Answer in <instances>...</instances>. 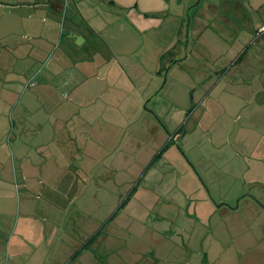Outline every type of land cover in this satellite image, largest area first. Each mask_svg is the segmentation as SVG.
<instances>
[{"label":"rangeland","instance_id":"374dc122","mask_svg":"<svg viewBox=\"0 0 264 264\" xmlns=\"http://www.w3.org/2000/svg\"><path fill=\"white\" fill-rule=\"evenodd\" d=\"M180 1L185 3L181 14L173 10L159 29L143 33L124 12L107 9L116 22L108 28L110 47L121 50L112 59L113 89L103 98L119 103L90 111L104 114L103 121L60 127L67 129L64 138L69 132L84 139L49 143L50 159L43 150L42 177L48 184L42 198L59 180L64 185L59 197L86 201L84 218L65 217L57 228L58 251L68 235L77 253L86 251L80 262L75 253L71 264H264V201L258 195H264V185L243 182L255 167L264 177L258 169L264 153L256 141L259 128L264 131V93L257 95L249 86L257 78L228 72L232 62L214 63L230 46L232 55L243 53L250 42L254 52H264V37L253 41L252 31L244 28L245 17L258 16L222 9L218 16L229 26L218 27L215 20L210 25L215 30L199 32L203 26L195 28V19L204 18L200 9L206 1L201 0L189 10L184 51L186 11L197 0ZM178 26L182 49L176 53ZM223 32L243 36L242 47L233 43L235 35L226 36L222 45L213 43ZM102 47V55L110 54V47ZM2 55L0 50L1 78L14 69V57L3 64ZM174 60L180 61L168 69L164 82L161 69ZM178 129L180 136L173 139ZM239 133L246 136L238 138L245 149L236 145ZM67 148L79 151L69 157ZM81 150L86 166L78 169Z\"/></svg>","mask_w":264,"mask_h":264},{"label":"crops","instance_id":"0c3cea01","mask_svg":"<svg viewBox=\"0 0 264 264\" xmlns=\"http://www.w3.org/2000/svg\"><path fill=\"white\" fill-rule=\"evenodd\" d=\"M182 8L185 3L180 0H0L3 64L14 57L13 71L7 69L4 76L9 80L0 77V264H71L75 253L79 262L85 256L86 251L76 252L77 246L68 234V239L61 240V253L58 251L55 237L60 222L68 216L84 218L86 201L68 195L59 197V186L64 189L59 180L51 184L48 197L42 198L48 184L42 177L43 150L49 152L44 158L50 159L54 154L49 143L59 142V138L74 143L84 139L82 134L71 136L69 132L64 138L67 129L60 127L69 123L85 126L86 119L87 123L103 121L104 114L90 111L113 109L116 108L113 104L119 103L118 99L104 102L103 98L113 89L112 59L121 50L110 47L113 35L108 28L116 22L107 9L124 12L137 32L143 33L159 29L171 11L181 14ZM202 8L200 15L204 18L195 19V28L203 26L199 32L206 28L215 30L210 26H215V20L218 27L226 29L228 21L218 15L222 9H228L243 15L255 13L256 20L243 19L244 28L252 31L253 41L264 37L258 35L264 26V0H206ZM177 18L182 27L181 16ZM180 35L181 29L172 52H181ZM216 35L219 38L213 41L216 45H222L226 36L234 35L233 43L243 45L240 43L243 36L238 37L236 32ZM129 42L130 39L126 40L123 46L128 47ZM102 44L106 49L110 47V54H101ZM250 44L237 55H232L233 46L228 47L221 58L215 57L214 63L221 67L230 61L228 72L243 71L248 79L257 78L249 86L258 95L264 93V52H254V44ZM180 131L175 132L173 139L180 136ZM256 135L257 147L264 153V131L259 128ZM239 137L246 136L238 134L237 146L241 144ZM245 147L243 141L238 146ZM76 151L71 149L66 155L73 157ZM232 151L236 157L240 156L234 148ZM80 153L78 169L86 166V153L84 150ZM258 162L262 173L264 160ZM247 168L251 169L249 165ZM254 170L249 180L243 177V182L264 185V177L257 175L256 167ZM74 185L73 182L66 187L71 190ZM258 195L264 201V195Z\"/></svg>","mask_w":264,"mask_h":264},{"label":"water","instance_id":"95a60500","mask_svg":"<svg viewBox=\"0 0 264 264\" xmlns=\"http://www.w3.org/2000/svg\"><path fill=\"white\" fill-rule=\"evenodd\" d=\"M200 1H201V0H197V2H196L194 5L190 6V7L187 9V11H186L185 42H184V45H183V49H184V51H186V47H187V43H188V30H189V25H190L189 10H190L192 7L196 6ZM185 57H186V54H185ZM185 57H184V58H185ZM184 58H183L182 60H184ZM178 61H180V60H174V61H172V62L170 63V65H168V66L165 68V70H164V74H163L164 82H165V80H166V74H167L168 69H169L173 64H175V63L178 62ZM163 84H164V83H163ZM156 94H157V93H156ZM156 94H155V95H156ZM219 206H224V203H222V204L219 205Z\"/></svg>","mask_w":264,"mask_h":264},{"label":"trees","instance_id":"16d2710c","mask_svg":"<svg viewBox=\"0 0 264 264\" xmlns=\"http://www.w3.org/2000/svg\"><path fill=\"white\" fill-rule=\"evenodd\" d=\"M185 21H186V20H185ZM185 21H184V23H185ZM259 30H260V29H259ZM259 30H258V35H262V34H264V33H262V32H259ZM164 69H165V67L161 69V72H162Z\"/></svg>","mask_w":264,"mask_h":264},{"label":"built area","instance_id":"2783aa9c","mask_svg":"<svg viewBox=\"0 0 264 264\" xmlns=\"http://www.w3.org/2000/svg\"><path fill=\"white\" fill-rule=\"evenodd\" d=\"M259 32L264 33V26H262V27L260 28Z\"/></svg>","mask_w":264,"mask_h":264}]
</instances>
